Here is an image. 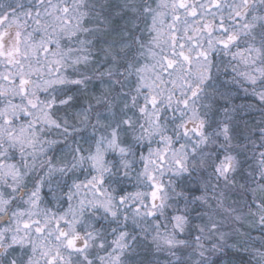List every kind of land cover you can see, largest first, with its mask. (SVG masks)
I'll return each instance as SVG.
<instances>
[{"label":"clouds","instance_id":"9594fccd","mask_svg":"<svg viewBox=\"0 0 264 264\" xmlns=\"http://www.w3.org/2000/svg\"><path fill=\"white\" fill-rule=\"evenodd\" d=\"M209 3L196 0L214 22L212 46L207 33L198 38L208 51L193 60L206 69L198 78L178 56L181 40L196 53L183 12L173 68L162 60L170 44L153 45V17L163 12L167 31L172 15L161 0H0L9 40L14 17L35 37L39 11L65 78L45 87L34 74L38 106L0 120V264H48L45 251L59 252L56 264H264V78L240 75L264 66V0H219L206 11ZM229 32V47L215 42ZM148 64L152 80L141 83L137 69ZM9 101L25 102L17 94L0 106ZM61 229L79 233V250L57 238Z\"/></svg>","mask_w":264,"mask_h":264},{"label":"snow or ice","instance_id":"6c2138e0","mask_svg":"<svg viewBox=\"0 0 264 264\" xmlns=\"http://www.w3.org/2000/svg\"><path fill=\"white\" fill-rule=\"evenodd\" d=\"M169 5H171L172 15L171 20L167 22V31H165L164 27L166 22L162 19L164 13H157L153 17L152 30L156 33L153 38V45L155 47H160L162 43L170 44L173 49V55H164L162 60L168 69L173 68L177 63V60L175 59V56L177 55L175 52L177 47V25L181 23V12H183L185 16L183 21V33L190 41L192 47H195L196 53L195 56L190 55L189 52H191V48L189 49V52L184 51L185 45L181 40L179 42V48L181 50L179 51L178 56L185 62V64H187V71L193 72L198 78H202V74L206 69H204L202 65H194L193 60L207 58L208 51L200 46V40L198 38L201 34L207 33L209 35L208 44L211 47L213 44L211 34L214 30V22L208 21L204 16H201L200 11L196 7V0H161L162 9L168 8ZM219 6V0H210V3L206 4L204 7L206 11H210L212 8H218ZM68 11L69 9L67 7L62 9V12L65 14L62 21L63 25L71 24V21L67 18ZM31 15V12L27 14L29 19H31ZM36 15L37 19L34 23L40 26V32L37 33L35 37L30 33L23 32V22L15 17L9 24V29H15L10 40L6 39L8 32L0 27V64H6L7 66L6 70L0 71V97L18 94L24 97L25 101L23 105L19 106L11 101L0 106V120H2L4 124L12 123V116H10L9 113H16L19 109L23 110L25 114H30L28 109H34L38 106L37 101L39 100V96L36 93V88L32 79L34 74L38 73L40 75L41 81L45 87L63 84L65 82V78L59 74L60 67L63 63L64 53L61 52L57 46L53 45L51 34L47 37L44 36L43 33L49 26L41 25L39 11H37ZM236 15L238 16L239 12H237ZM198 16L201 18L195 23H190L187 19L189 17L195 18ZM6 20H8L7 16H0V26H2ZM216 27L221 31H226L222 17L220 23L216 25ZM63 30L67 35L72 34L67 28H64ZM236 39L237 37L229 32L225 37L218 38L215 42L227 48L230 44L236 41ZM251 54L252 53L249 52L248 55L251 56ZM149 55L154 56L155 53L150 49ZM80 59H86V57L81 56ZM25 61H28L27 64H25ZM241 62L247 64L248 57H242ZM194 69L195 71H193ZM45 71H47L48 75H51L53 72L57 75L52 79H47L44 76ZM137 71L141 74V83H144L146 79L149 82L152 80V73L154 70L151 64L141 66ZM240 75L244 76L250 82L255 83L258 78H264V66L256 67L254 70L250 69L241 72ZM71 83H78V81H71ZM184 83L187 84L188 81H184ZM197 91L198 86L193 85L191 95H196ZM64 95L67 96V93H64ZM45 103L51 105L53 101L49 100L45 101ZM148 103L155 105L156 97L150 95L148 97ZM180 103L187 105V99L180 101ZM46 115L47 113H41V118H44ZM0 131H2V129H0ZM8 136L10 139H15L17 142H21L23 139L22 134L18 135L13 131H9ZM177 163L179 164V161H177ZM9 167L11 168L12 166L10 165ZM152 196L153 198L156 197L155 191H153ZM121 200H123V197H121ZM102 206L107 209L106 203ZM107 210L110 211V209ZM149 215H151V212ZM37 223L39 224V222ZM55 224L57 227H60V220H56ZM29 226L30 225L27 221L22 222V227L28 228ZM43 228L44 226H37L35 231L41 233ZM59 237H66L65 243L69 249L79 250L80 245L77 244V240L79 239L78 232L74 233L72 236H68L67 233L61 229L57 238L59 239ZM81 243L84 244L87 242L82 241ZM45 255H48V264H56V256H59L60 254L57 252L56 256H52L45 251ZM60 259L62 260L63 258L60 257Z\"/></svg>","mask_w":264,"mask_h":264}]
</instances>
